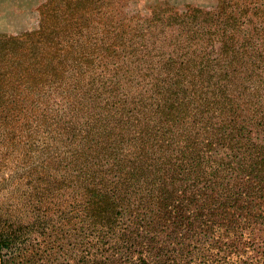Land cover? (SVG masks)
<instances>
[{"label":"trees","instance_id":"obj_1","mask_svg":"<svg viewBox=\"0 0 264 264\" xmlns=\"http://www.w3.org/2000/svg\"><path fill=\"white\" fill-rule=\"evenodd\" d=\"M130 3L0 32V264H264V0Z\"/></svg>","mask_w":264,"mask_h":264},{"label":"rangeland","instance_id":"obj_2","mask_svg":"<svg viewBox=\"0 0 264 264\" xmlns=\"http://www.w3.org/2000/svg\"><path fill=\"white\" fill-rule=\"evenodd\" d=\"M43 0H0V32H20L35 28L38 14L35 8ZM131 6H140L147 10L157 2H166L173 6L196 4L200 7H213L215 0H129Z\"/></svg>","mask_w":264,"mask_h":264}]
</instances>
